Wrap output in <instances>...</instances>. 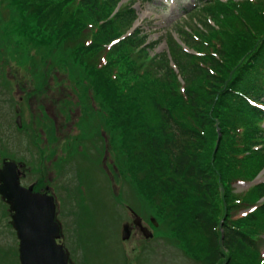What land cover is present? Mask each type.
Here are the masks:
<instances>
[{"label": "rangeland", "instance_id": "374dc122", "mask_svg": "<svg viewBox=\"0 0 264 264\" xmlns=\"http://www.w3.org/2000/svg\"><path fill=\"white\" fill-rule=\"evenodd\" d=\"M19 4L0 0V166L3 159L17 162L21 185L53 195L59 242L70 264H201L171 206L141 179L136 156L129 158L131 166L124 161L119 131L105 120L107 105L130 108L123 113L130 125L137 124L133 117L143 109L140 96L177 108L184 83L173 61L163 56L169 37L182 44L176 31L184 30L195 48L226 53L227 67L207 84L213 130L204 157L215 154L209 164H218L220 171L232 161L225 163L226 157L238 163L264 158V149L254 152L260 145L246 144L247 117L231 123L226 116L229 100L237 94L227 82L264 35V0ZM133 12L134 22L126 23L124 17ZM32 13L36 17L31 20ZM66 30L57 41V33ZM251 121L263 129L255 135L264 136V122ZM139 126L135 129H145ZM127 143L132 145L131 136ZM260 183L264 166L252 180L218 181L212 191L218 220L249 235L264 258V229L247 224L243 216L249 208L242 200ZM130 210L151 231L149 238L132 224ZM10 220L9 205L0 195V264H20ZM123 224H129L125 240Z\"/></svg>", "mask_w": 264, "mask_h": 264}, {"label": "trees", "instance_id": "16d2710c", "mask_svg": "<svg viewBox=\"0 0 264 264\" xmlns=\"http://www.w3.org/2000/svg\"><path fill=\"white\" fill-rule=\"evenodd\" d=\"M13 1L21 6L19 2L47 5L49 0ZM199 1L196 0L197 3ZM35 17L36 13H32L30 19ZM135 18V12L124 17L126 23H133ZM257 24L258 21L254 25ZM258 29H263V24ZM64 31L57 33V41L68 34L67 30ZM176 34L182 44L169 37L163 57L168 55L183 80L180 105L170 108L157 97L140 96L139 104L143 109L140 115L133 117L137 124L130 125L131 121L123 116L131 110L125 106L123 109V106L107 105L105 120L119 131L121 151L127 152L124 160L127 165L131 166L129 160L135 155L143 169L141 179L154 186L155 197L160 202L171 206V215L180 221L178 229L191 242L190 246L196 251L201 264H264V258L259 256V247L249 235L223 218L218 220V208L214 205L216 196L212 191V185L218 181L230 184L237 179L252 180L263 168L264 158L257 156L238 163L235 158L226 157L225 163L228 159L232 161L220 171L216 166L218 164H209L215 154L208 159L203 155L208 145V134L213 130L209 116L211 95L207 84L213 78L219 79L221 71L227 67L226 63L224 65L226 53L195 48L191 35L184 30H178ZM257 40L255 48L249 52L248 62L242 63L234 79L227 82V87L237 94L229 100L226 116L231 123H235L237 117H247L246 144L260 145L256 148L259 150L254 152L261 154L264 136H256L255 132L263 129L257 124H249L252 123L251 118L264 122V35ZM144 42L143 39L141 44ZM196 79L199 83L195 84ZM139 125L145 126V129H135ZM128 136L132 137V145L127 143ZM263 197L264 183H260L251 187L242 200L249 208L243 216L247 224L264 229Z\"/></svg>", "mask_w": 264, "mask_h": 264}, {"label": "water", "instance_id": "95a60500", "mask_svg": "<svg viewBox=\"0 0 264 264\" xmlns=\"http://www.w3.org/2000/svg\"><path fill=\"white\" fill-rule=\"evenodd\" d=\"M0 195L9 205L10 224L18 239L20 264H69V253L62 243H57L60 226L55 220V202L51 194L35 192L32 185L20 184L17 163L3 159L0 166ZM132 222L145 238L151 231L141 223L133 210ZM129 237L127 224H123L121 239Z\"/></svg>", "mask_w": 264, "mask_h": 264}, {"label": "flooded vegetation", "instance_id": "af4514ba", "mask_svg": "<svg viewBox=\"0 0 264 264\" xmlns=\"http://www.w3.org/2000/svg\"><path fill=\"white\" fill-rule=\"evenodd\" d=\"M59 241V240H58Z\"/></svg>", "mask_w": 264, "mask_h": 264}]
</instances>
